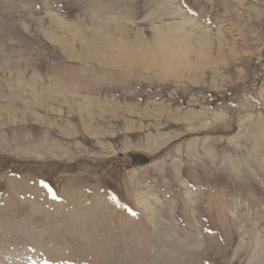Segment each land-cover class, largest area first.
Wrapping results in <instances>:
<instances>
[{"label": "rangeland", "instance_id": "rangeland-1", "mask_svg": "<svg viewBox=\"0 0 264 264\" xmlns=\"http://www.w3.org/2000/svg\"><path fill=\"white\" fill-rule=\"evenodd\" d=\"M0 264H264V0H0Z\"/></svg>", "mask_w": 264, "mask_h": 264}, {"label": "water", "instance_id": "water-1", "mask_svg": "<svg viewBox=\"0 0 264 264\" xmlns=\"http://www.w3.org/2000/svg\"><path fill=\"white\" fill-rule=\"evenodd\" d=\"M130 157L134 164H147L149 162V158L141 153H130Z\"/></svg>", "mask_w": 264, "mask_h": 264}]
</instances>
